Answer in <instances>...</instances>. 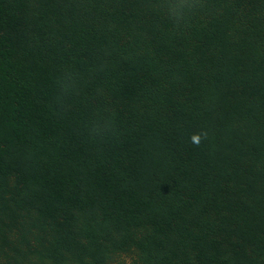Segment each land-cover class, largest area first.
Returning a JSON list of instances; mask_svg holds the SVG:
<instances>
[{
    "label": "trees",
    "instance_id": "1",
    "mask_svg": "<svg viewBox=\"0 0 264 264\" xmlns=\"http://www.w3.org/2000/svg\"><path fill=\"white\" fill-rule=\"evenodd\" d=\"M0 264H264V0H0Z\"/></svg>",
    "mask_w": 264,
    "mask_h": 264
},
{
    "label": "clouds",
    "instance_id": "2",
    "mask_svg": "<svg viewBox=\"0 0 264 264\" xmlns=\"http://www.w3.org/2000/svg\"><path fill=\"white\" fill-rule=\"evenodd\" d=\"M192 142L195 143L196 145H199L200 137L199 136H193L192 137Z\"/></svg>",
    "mask_w": 264,
    "mask_h": 264
}]
</instances>
